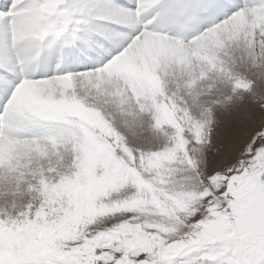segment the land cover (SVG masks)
<instances>
[{
    "label": "snow or ice",
    "instance_id": "6c2138e0",
    "mask_svg": "<svg viewBox=\"0 0 264 264\" xmlns=\"http://www.w3.org/2000/svg\"><path fill=\"white\" fill-rule=\"evenodd\" d=\"M0 264H264V0H0Z\"/></svg>",
    "mask_w": 264,
    "mask_h": 264
}]
</instances>
